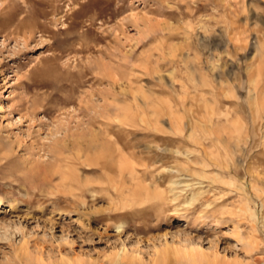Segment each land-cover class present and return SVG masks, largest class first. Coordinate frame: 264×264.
I'll use <instances>...</instances> for the list:
<instances>
[{
	"label": "rangeland",
	"instance_id": "obj_1",
	"mask_svg": "<svg viewBox=\"0 0 264 264\" xmlns=\"http://www.w3.org/2000/svg\"><path fill=\"white\" fill-rule=\"evenodd\" d=\"M240 262L264 0H0V264Z\"/></svg>",
	"mask_w": 264,
	"mask_h": 264
},
{
	"label": "bare ground",
	"instance_id": "obj_2",
	"mask_svg": "<svg viewBox=\"0 0 264 264\" xmlns=\"http://www.w3.org/2000/svg\"><path fill=\"white\" fill-rule=\"evenodd\" d=\"M182 131V130H181ZM180 131V132H181ZM250 132V131H249ZM248 132V133H249ZM244 133V132H243ZM246 133V132H245ZM247 134V133H246ZM223 137V136H222ZM226 137V136H225ZM232 137V136H231ZM243 137H245V135L243 136ZM242 138V137H241ZM257 138V137H256ZM223 139V138H222ZM261 139V138H260ZM241 140V139H240ZM224 141V140H223ZM254 143H255V141H254ZM255 147V146H254ZM123 162V161H122ZM256 172H257V170H256ZM251 173V172H250ZM258 177V176H257ZM259 179V178H258ZM257 189V188H256ZM244 190V189H243ZM245 190H246V188H245ZM253 190V189H252ZM239 264H250L249 262H240Z\"/></svg>",
	"mask_w": 264,
	"mask_h": 264
}]
</instances>
